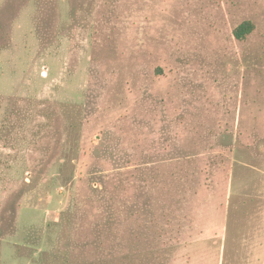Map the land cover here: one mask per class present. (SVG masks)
Listing matches in <instances>:
<instances>
[{"label":"rangeland","instance_id":"rangeland-1","mask_svg":"<svg viewBox=\"0 0 264 264\" xmlns=\"http://www.w3.org/2000/svg\"><path fill=\"white\" fill-rule=\"evenodd\" d=\"M0 264H264V0H0Z\"/></svg>","mask_w":264,"mask_h":264},{"label":"trees","instance_id":"trees-1","mask_svg":"<svg viewBox=\"0 0 264 264\" xmlns=\"http://www.w3.org/2000/svg\"><path fill=\"white\" fill-rule=\"evenodd\" d=\"M253 28L254 25L249 20L242 21L233 29V36L237 40H242L253 30Z\"/></svg>","mask_w":264,"mask_h":264}]
</instances>
